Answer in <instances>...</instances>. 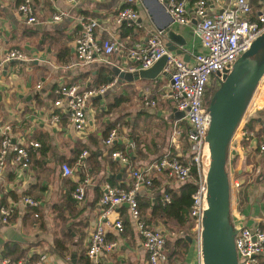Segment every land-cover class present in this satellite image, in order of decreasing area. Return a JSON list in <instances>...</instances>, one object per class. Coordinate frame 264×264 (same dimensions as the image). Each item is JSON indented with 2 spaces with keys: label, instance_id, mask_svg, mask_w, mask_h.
<instances>
[{
  "label": "crops",
  "instance_id": "1",
  "mask_svg": "<svg viewBox=\"0 0 264 264\" xmlns=\"http://www.w3.org/2000/svg\"><path fill=\"white\" fill-rule=\"evenodd\" d=\"M232 1L208 0L210 11L221 10ZM248 1L252 7L249 17L264 10V0ZM19 2L20 0H0V59L9 50L19 48L28 57L27 61L10 62L0 73V126L10 125L14 142L25 143L33 140L39 142L40 146L33 150L34 156L27 169H21L11 153L5 167L0 171V206L14 204L10 221L7 224L0 222V259L3 258V244L15 243L24 253L22 258L27 260L35 261L44 255L43 264H75L80 260L81 251L86 249L98 216V200L102 184L108 181L106 178L114 176L118 182L116 185L122 183L127 186L131 180L130 168L148 163L166 150L172 149L171 126L172 121L178 117L173 111L172 102L166 96L169 78L160 74L153 80L115 82L104 95L92 98L87 110L89 125L85 134L76 132L65 120L60 124H50L48 118L53 109V88L71 82L89 86L97 69L105 66L110 70L109 77L112 75V66H123L125 62L121 52L116 51L110 56L109 63L96 61L85 66H72L74 40L80 29L77 17L96 18L99 26L95 33L99 38L112 37L129 42L130 45L143 43L150 32L159 31L162 26L170 24L185 41V45L180 47L182 53L177 54L185 62H191L193 56L202 51V47L193 33L192 25L174 22L159 0H137L141 20L138 31L133 24L118 26L114 22V15L124 0H78L74 5L65 0H32L40 21L37 24L24 22L17 11ZM58 10L66 11L68 16L62 21L52 22L51 17ZM190 12L192 16V8ZM129 32L133 35H128ZM59 51H63V59L67 61L58 58ZM115 79L114 77L112 81ZM37 85H40L39 88ZM143 93L157 100V104L144 105L141 99ZM27 96L30 98L26 99ZM161 102L164 104L161 105ZM109 104L116 105L109 107ZM99 112H105L101 122L97 117ZM107 125L118 127L119 136L114 143L116 147H122L127 140L134 142L135 148L130 154V168L123 167L110 157L111 147L103 142ZM259 126L257 124L254 129L258 130ZM252 133L253 136L247 139V151L241 146V140L232 143L230 148H235L237 156L241 150L246 155L256 149V134ZM43 134L49 137L45 146L35 139ZM79 144L86 145L83 151L91 159L86 161L85 170L71 177L64 176L60 165L66 162L74 167L81 153L77 154L75 150ZM179 151L182 154L181 144ZM94 152L96 158H92ZM111 162H115V165L111 166ZM85 177L90 180L86 187L85 200L76 202L72 193L70 194L67 180L78 182ZM169 177L165 172L156 174L152 186L143 190L139 199L142 196L153 199L167 187L175 186L177 181L173 182ZM259 185L248 187V201L241 212L236 210V205L233 210L230 208L232 225L254 226L264 222V209L257 189ZM68 194L69 198L66 197ZM24 195L37 199L39 205L32 207L22 204L20 199ZM111 217L122 220L123 231H107L106 238L116 241L118 246L103 254L97 264H148L141 238L129 220L127 206L113 209ZM54 220L63 222V225L54 227L57 226ZM153 226L162 229L166 236L170 234L167 235L168 230L161 223ZM56 237L64 238L67 242V250L63 254L54 246ZM165 249L168 252L169 248ZM72 254H75L74 263L67 261ZM84 258H87L88 264H93L87 254ZM185 264H200L195 237L192 238Z\"/></svg>",
  "mask_w": 264,
  "mask_h": 264
},
{
  "label": "built area",
  "instance_id": "2",
  "mask_svg": "<svg viewBox=\"0 0 264 264\" xmlns=\"http://www.w3.org/2000/svg\"><path fill=\"white\" fill-rule=\"evenodd\" d=\"M65 1L74 5L78 0ZM159 1L165 5L174 22L181 25H192L193 33L199 39L202 51L196 53L191 62H185L175 52L169 50L162 31L150 32L143 43L138 42L130 45L129 42L112 37L99 38L95 33L99 26L96 18L77 17L80 29L74 40L75 53L71 62L72 66H85L96 61L109 63L110 56L119 51L125 58L123 66L119 67L126 71H136L151 66L165 55L167 59L163 71L169 78L166 96L174 108L183 113L182 117H177L172 121L170 145L175 149H168L150 162L132 168H130V154L135 148L133 141L127 140L122 147H117L110 152V157L113 160H117L123 167L130 168L131 180L127 187L113 185L108 181H105L101 186V196L98 200L99 213L86 246V254L93 264H97L103 254L113 251L118 246L116 241L108 240L106 234L108 230L118 233L123 231L122 220L119 217L112 218L111 212L125 203L129 220L141 238L148 264H169L165 249L167 236L162 229L146 224L140 214L138 197L143 190L152 186V180L156 174L165 172L175 181L183 182L190 176L193 166L197 169L198 176L195 190L191 195L190 215L193 219L192 230L198 242L200 264H202L200 243L207 196V167L204 162L207 150L204 145L210 123L208 105L205 103L206 88L212 79L219 84L224 71L229 72L237 58L250 48L258 36L264 33V10L254 17H249L252 7L248 0H233L230 5L217 11H210L208 0ZM136 3L137 0H124L123 5L114 15L116 25L134 24L140 29V22H138L140 17ZM17 11L27 24L40 23L32 0H20ZM66 16H68L66 11L58 10L56 14L52 15L51 21L59 22ZM27 60L28 57L24 50L11 49L0 59V73L12 61ZM115 82L116 80L91 87L79 82L57 85L52 90L53 109L48 122L60 124L62 120H65L76 132L85 134L89 125L87 110L90 100L96 96L104 95ZM39 86L37 85V88ZM141 99L146 106L156 105V101L150 98L147 93H143ZM263 108L264 76L252 94L238 125L239 128H236L231 140V146L233 142L237 143L248 135L244 129L246 121ZM182 120L189 126L186 135L190 152L188 163L179 160L181 157L179 140ZM258 130L261 133L254 136L255 146L260 153H264V122L260 124ZM118 136V128L113 127L108 131L103 142L106 146L112 147ZM249 136H253V133L251 132ZM39 146V142L33 140H27L25 143L14 142L10 125L0 126V171L5 167L11 153L14 154V159L21 169H27L31 160V151ZM86 156L87 152L82 151L74 167L62 162L60 165L62 174L71 177L85 170ZM89 184L90 180L87 177L78 181L72 192V197L76 202L85 200L86 187ZM229 186L231 193L232 190L240 189L241 182L237 178L229 179ZM236 193L233 192V199L237 206L239 199L235 195ZM164 198L166 202H169L168 196L165 195ZM20 200L22 204L32 207L39 205V201L30 196L24 195ZM13 212L14 204L1 205L0 222L7 224ZM35 216H37L36 213ZM233 228L236 231L234 244L238 264H259L260 257L264 255V229L258 224L254 226L233 225ZM44 257L41 255L35 261L12 260L10 257H3L0 259V264H43Z\"/></svg>",
  "mask_w": 264,
  "mask_h": 264
},
{
  "label": "water",
  "instance_id": "3",
  "mask_svg": "<svg viewBox=\"0 0 264 264\" xmlns=\"http://www.w3.org/2000/svg\"><path fill=\"white\" fill-rule=\"evenodd\" d=\"M165 8V5L161 3ZM222 10V9H221ZM140 18L138 22H140ZM192 21H194L192 19ZM169 50L181 54V46L185 45L182 37L170 24L160 28ZM166 56L156 60L151 66L136 71H126L119 66H112L111 82H134L139 79L153 80L160 74L168 77L163 71ZM264 76V33L258 36L234 62L232 69L224 71L222 80L208 104L210 123L205 137L204 148L209 154L206 172L207 196L202 218L200 253L202 264H238L234 244L236 231L230 223V186L227 172V161L232 162L238 152L230 148L236 128L241 122L246 107ZM27 96L26 99H29ZM178 117L183 113L173 109ZM241 169L238 171L240 173ZM264 178L259 173L255 182ZM124 206H127L125 203ZM189 242L192 238L187 236ZM75 254L71 255L74 263Z\"/></svg>",
  "mask_w": 264,
  "mask_h": 264
},
{
  "label": "trees",
  "instance_id": "4",
  "mask_svg": "<svg viewBox=\"0 0 264 264\" xmlns=\"http://www.w3.org/2000/svg\"><path fill=\"white\" fill-rule=\"evenodd\" d=\"M133 27H135L136 31L139 30V28H137L135 25ZM129 34L131 36L133 35L130 32L128 33V35ZM59 52L60 53H58L57 55L58 58L62 59L63 61H67V59L66 60L63 59V55H62L63 51H59ZM109 71L110 70L106 68L105 66H102L99 69H97L96 74L94 76V80H92L89 83V86L87 87L97 86L103 83H107L108 82L107 76L109 74ZM81 77L85 78V75H82ZM207 88H206V91H207ZM209 101H210V98L207 100L205 99L206 105L209 104ZM114 105L109 104V107H112ZM171 110H172V107H171ZM104 115H105V112H99L97 114V117L102 118ZM263 116H264V109L257 111L255 115H252L248 118L244 126V129L248 133L246 137L249 138V134L251 132H254L256 136H258L261 133L260 130H255L254 128L257 124L259 125L264 122ZM112 128L113 127L111 125H107L105 129V134L107 135L108 131ZM188 128H189L188 124L185 121H182L181 122V137H180L182 154L179 160L183 163H188L190 159V152L188 150L189 145H188L187 137H186ZM246 137L242 138L240 142L241 146L245 149V151H247V146H248V140H247L248 138ZM35 139H38L41 142L42 146H45L49 140V137L47 134H43V135L36 137ZM85 147H86L85 144L77 145V147L75 148L77 154L82 152L85 149ZM116 148L117 147L114 144L110 148V152ZM33 156H34L33 151H31L30 163L32 161ZM255 157H260L262 163L264 164V153H260L257 149H255L251 153V155L245 157L246 163L249 164V162H247L248 158L252 159ZM92 158H96L95 152L93 153ZM90 159L91 157L87 156L86 161L89 162ZM235 159H237V157ZM113 165H115V162H111V166ZM245 172L246 171L242 170L238 174L239 175L246 174ZM197 176H198L197 169L195 168V166H193L190 172V176L185 181L177 182L176 185L173 187H167L166 189L163 190L161 194H158L153 199L150 197H146V196H142L140 197V199L138 197L140 214L142 218L145 220L146 224L148 226H153V224L161 223L164 226H166L169 233H172L174 235L172 238H168V240H166L165 248L167 247L169 248L168 252L166 250L168 254L169 264H184L188 249L191 245V242L188 241L187 236H191V238H193L192 234L187 235V234H179V233L181 232L184 226L186 228H190V230L193 227V219L190 215V207L192 203L191 195L194 192L195 187H196ZM113 177H108L106 178V180L110 181L111 184L116 185L118 182H116ZM77 183L78 182H71L70 180H67V184L69 188L71 189L70 194L73 192ZM263 183L264 181H260L259 183H255V185H259ZM152 184H153V180H152ZM119 186L127 187L126 185H123L122 183L119 184ZM70 194H68L66 197L69 198ZM165 195L169 197V202L165 201V198H164ZM100 196H101V193H100ZM260 196H261L262 207L264 209V191ZM239 201H240L239 204L246 205L248 201V188H247V194H245V196L240 195ZM258 225L262 229H264V222H260V224ZM66 244L67 242L65 241L64 238L56 237V239L54 240V246L56 250L61 254H63V252L67 250ZM85 250L86 249H83L81 251L80 260L79 262L76 261L75 264H88L87 258H84L86 255ZM23 254L24 253L20 250L19 246L15 243H4L1 249L2 257H10L12 260L25 259V258H22ZM67 261L71 262L72 260L68 257ZM259 264H264V255L260 257Z\"/></svg>",
  "mask_w": 264,
  "mask_h": 264
},
{
  "label": "rangeland",
  "instance_id": "5",
  "mask_svg": "<svg viewBox=\"0 0 264 264\" xmlns=\"http://www.w3.org/2000/svg\"><path fill=\"white\" fill-rule=\"evenodd\" d=\"M33 82H34V80H33ZM218 83L214 80V79H212V81H211V83L209 84V86H208V88H207V91H206V93H205V99L207 100V99H211V96H212V94H213V92L217 89V87H218ZM164 90H166V89H164ZM156 97H158V96H156ZM162 100H163V98H161ZM164 102V101H163ZM156 104H157V100H156ZM162 104H164V103H162L161 102V105ZM134 114H135V112H134ZM100 119H102V118H99V121L101 122V120ZM115 127H117V126H115ZM118 128V127H117ZM239 128V127H238ZM239 131V130H238ZM237 131V132H238ZM237 134V133H236ZM254 145H255V142H254ZM243 152V150H241V152H239V157H241V158H239L238 156H236L237 157V159H235L234 158V160L232 161V162H230L229 160L227 161V165H226V168H227V172H228V176H229V179L231 180H234L235 178H237V180H239L240 182H242L241 183V187H240V189H238V190H232L231 191V193H230V208L232 207V210H233V208H235V201H234V199H233V192H237L235 195L238 197V199H240V195L241 196H245V194H247V188H248V186H250V185H252V187L254 186V184L255 183H257V182H255V178H256V176L259 174V173H261V172H264V164L262 163V161H261V158L260 157H255V158H252V159H250V158H248L247 159V162H249V164L248 163H246V161L245 162H243L244 160H245V157L246 156H249V155H251V154H244V153H242ZM243 155H244V157H243ZM239 158V159H238ZM244 159V160H243ZM256 163V164H255ZM237 169H241V170H244V171H246L245 173L246 174H241V175H239L238 174V172H237ZM170 178V177H169ZM169 180H171V181H173V182H175V179L174 178H171V179H169ZM261 181H264V178L261 180ZM257 189H258V193L261 195L262 193H263V191H264V183L263 184H261V186L259 185V186H257ZM249 190V189H248ZM239 203H240V201H239ZM243 204H239V205H237L236 206V210L238 211V212H241V210L243 209V207L245 206V205H243ZM234 212H235V210H234ZM242 214H243V212H242ZM57 224V226H55L54 225V227H58V225L60 226V225H63V222H55V220H54V224ZM249 225V224H248ZM154 227H156V226H154ZM193 228V227H192ZM169 234V232L167 233V235ZM179 234H192V237H195V234H194V232H193V230L191 229L190 230V228H186L185 226L182 228V230H181V232L179 233ZM174 235L172 234V233H170L167 237L168 238H172ZM191 237V236H190ZM185 264V263H184Z\"/></svg>",
  "mask_w": 264,
  "mask_h": 264
},
{
  "label": "bare ground",
  "instance_id": "6",
  "mask_svg": "<svg viewBox=\"0 0 264 264\" xmlns=\"http://www.w3.org/2000/svg\"><path fill=\"white\" fill-rule=\"evenodd\" d=\"M208 161H209V156H208V152H206L204 155L205 167H207Z\"/></svg>",
  "mask_w": 264,
  "mask_h": 264
}]
</instances>
